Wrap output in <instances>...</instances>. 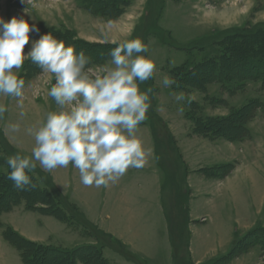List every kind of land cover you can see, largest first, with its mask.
Segmentation results:
<instances>
[{
    "label": "crops",
    "instance_id": "obj_1",
    "mask_svg": "<svg viewBox=\"0 0 264 264\" xmlns=\"http://www.w3.org/2000/svg\"><path fill=\"white\" fill-rule=\"evenodd\" d=\"M167 1L164 0L158 18L159 25L167 9ZM174 1L173 5L180 7V11L188 3L187 10L182 15H190L193 19L200 13L201 4L195 0ZM137 3L145 5L146 2L133 0L126 12ZM57 6L59 12L47 11L43 12L44 15L38 13L42 22L41 31L46 27H64L74 31L77 38L103 44H117L134 39L131 34L113 38L101 31L102 23L109 20L113 24L118 23L122 17L111 20L94 14L81 7L77 0H64ZM10 9L8 5H2L0 15L7 19L22 13L19 9H13L10 13ZM23 11L25 18H29L26 15L32 10ZM126 28L129 30L131 27ZM200 38L203 36L192 41ZM152 39H156V35L147 34L145 43L149 46ZM189 57L186 53L183 61L171 68L165 62L158 64L153 77L154 86L157 88L154 112L173 135L186 165L184 181L189 190L188 255L193 264H205L228 253L236 238L247 233L256 224L264 226V141L257 138V132L253 128L258 125L256 122L263 119L264 113L260 109L247 123L250 131V137L247 138L228 140L196 133L195 121L190 115L191 104L201 107V117L207 118L226 117L232 109L240 108L248 101L240 105L241 96L238 97V94L242 95L243 91L230 94L220 83L215 82L207 85L206 92L200 90L202 98H187L185 93V101H175V95L178 92L184 93V90L175 84L164 88L161 80L165 76L174 79L172 70L183 65ZM108 64L109 61L99 67L100 71ZM51 76L50 73L41 72L25 84L23 109L18 107L16 98L0 95V104L7 108L3 116H0V129L6 141L22 155L30 156L35 143L28 129H35L45 119L48 111L57 110L59 107L47 94L52 85ZM226 94L233 104L222 97ZM206 97L222 99L224 103L212 104ZM177 102L180 104H176ZM21 111L25 112L24 116L20 115ZM12 124H18L19 131L13 132L9 127ZM138 136L145 147L152 150L148 162L142 169H128L117 183L106 188L84 186L78 169L71 164L67 168L45 173L85 220L119 242L134 258L130 260L114 250H104L108 264H176V251L164 205L166 174L158 160L154 130L148 118L139 126ZM256 138L259 145L256 144ZM244 147L247 149L246 153L243 152ZM228 164H234L230 173H217L218 168ZM210 169L214 170V174L207 173ZM0 217L5 226L36 243L70 248L83 238L82 231L73 228L68 222L38 209H28L22 203L2 213ZM0 230L7 241L3 228ZM226 264H264L262 248L254 245Z\"/></svg>",
    "mask_w": 264,
    "mask_h": 264
},
{
    "label": "clouds",
    "instance_id": "obj_2",
    "mask_svg": "<svg viewBox=\"0 0 264 264\" xmlns=\"http://www.w3.org/2000/svg\"><path fill=\"white\" fill-rule=\"evenodd\" d=\"M19 2L26 5L31 0ZM111 28L109 20L101 31ZM149 51L141 38L117 43L109 52L108 66L92 73L85 50L66 46L50 32L42 34L38 22H30L23 10L10 19L0 15V95L16 98L23 109L25 80L18 72L29 60L54 77L47 94L59 106L48 111L35 129H28L35 142L31 155L16 153L8 158L7 179L16 189L35 187L29 173L37 166L52 172L71 164L84 186L106 188L128 169L146 165L152 150L145 147L138 128L147 119L152 91L142 90L140 85L153 79L157 69L154 59L145 55ZM161 83L169 88L176 81L165 76ZM185 99L183 92L174 97L175 101ZM6 111L0 104V116ZM9 127L19 131L18 124Z\"/></svg>",
    "mask_w": 264,
    "mask_h": 264
},
{
    "label": "trees",
    "instance_id": "obj_3",
    "mask_svg": "<svg viewBox=\"0 0 264 264\" xmlns=\"http://www.w3.org/2000/svg\"><path fill=\"white\" fill-rule=\"evenodd\" d=\"M133 0H78V3L84 9L98 15H102L108 19H116L122 14L126 8L132 3ZM161 2H164L161 0ZM163 7V5H162ZM161 7V8H162ZM161 11V9H160ZM258 32V36H255V32ZM253 31V32H250ZM50 32L58 39H63L66 43L71 44L78 51L80 49L85 50L86 54L90 56L91 63L89 67L93 64H104L106 61L110 60L109 52L116 44H103V43H93L82 40L76 37L74 31L68 28H57V27H46L42 29L41 33ZM153 33L165 39L164 34H169L165 31H160L159 29H154ZM239 34L232 35L230 37H225L224 34H217L215 37H208L210 40V47H213L214 50H211L210 53L203 58L200 62H194V55H191L193 49H197L201 52L206 51L207 46H202L197 48V44H201L200 39L193 41L191 44L187 45L184 49L189 53V59L181 66L172 70V75L175 77L176 84L178 87H184L188 82L190 85L199 88L203 92H206L207 85L210 83H220L224 90H227L229 93H235L240 90H243L246 87V83L249 81H261L262 87L264 89V72L260 69L264 68V23H260L255 26L252 30H238ZM136 38V36L134 37ZM146 36L144 38L145 42ZM205 39V38H202ZM201 39V40H202ZM204 47V48H203ZM209 50V49H208ZM262 55V57H261ZM235 63V67H230V63ZM212 69H216L215 73H211ZM195 72V73H194ZM203 74V76H196L195 74ZM41 73V70L31 61L27 60L23 66L22 72L19 75L25 80V84L36 74ZM145 90L147 88L153 87V79L143 83ZM186 86V85H185ZM141 87V85H140ZM151 91V92H152ZM154 92V91H153ZM212 104L224 103V100L218 98L206 97ZM261 102L257 98H252L245 105L240 108L232 109L230 114L226 117H207L203 118L201 116H192L193 111L197 106L193 104L192 112L190 115L195 121V132L210 136V137H224L228 140H240L243 138L250 137V131L247 128V123L256 116V111L262 109L263 106L259 105ZM147 118L150 120L151 125L154 130V136L156 140V150L158 152L157 144V130L155 122L162 123V127L167 129L166 124L155 114L154 112V95L151 96V107L148 110ZM3 134V133H2ZM169 143L174 145V150L177 154V159L172 169V173H168L164 167L166 174V179L164 182V189L167 184H170L173 190H175V198L177 200V208L180 211V218L177 223L174 225L171 224V219L168 218L170 236L172 240L173 247L175 251L179 246L176 244L175 240H182L184 236V231H188L187 237L189 240V230H188V200H189V190L188 186L185 183L187 189V195L184 194L179 185L178 175L176 172L179 169H182L186 173L187 168L181 157V154L178 150L176 141L173 135L168 131ZM6 140V139H5ZM7 142V141H6ZM8 143V142H7ZM9 144V143H8ZM10 145V144H9ZM11 146V145H10ZM12 147V146H11ZM13 148V147H12ZM14 149V148H13ZM15 151L18 152L16 149ZM21 154V153H20ZM22 155V154H21ZM9 158L8 154L0 156V167L7 166V160ZM234 168V164H228L224 167H220L217 170V173L228 174ZM9 169V168H8ZM213 169L208 170L207 173L214 174ZM10 172V169H9ZM8 172V173H9ZM37 173L39 175H45L46 173L40 168H37L29 173L32 177V182L37 189V182L32 176L31 173ZM175 172V173H174ZM5 171L0 168V216L4 212H8L14 208V206L21 204V202H26V208L28 209H38L43 213L51 214L57 218L69 222L64 217L65 212L58 203L54 208V212L49 210L52 206V203H44L46 206H38L44 200H49L48 194L45 190L40 191V193L46 195L48 199L37 198L30 192H19L13 191V182L7 179ZM48 175V174H47ZM50 177V176H49ZM54 185V184H53ZM54 188L56 186L54 185ZM58 190V189H57ZM59 191V190H58ZM60 193V192H59ZM74 206V205H73ZM62 214V216H61ZM167 215V212H166ZM87 221V220H86ZM88 222V221H87ZM89 223V222H88ZM91 224V223H89ZM3 228V235L6 240L13 245L19 252V255L24 264H44L45 259H43L44 254H62L69 255L72 257V264H76L75 258L79 257L78 254H85L84 262L86 264H107L108 260L103 254L99 255V261L92 259V254L97 253V249L91 244L84 247H75L69 248V250L54 248L51 245H44L30 241L18 233H16L11 227L4 226L0 217V228ZM188 240L185 243L183 252L175 253L176 264H193L188 255ZM182 242V241H181ZM119 243V242H118ZM254 245H260L264 254V226L257 224L243 236L237 238L228 253L222 255L218 258H215L205 264H226L231 259L236 256L241 255L242 253L249 250ZM94 251V252H93ZM124 256L128 259H134L133 256L124 249ZM80 259V258H79ZM100 262V263H99ZM57 263V262H56Z\"/></svg>",
    "mask_w": 264,
    "mask_h": 264
},
{
    "label": "rangeland",
    "instance_id": "obj_4",
    "mask_svg": "<svg viewBox=\"0 0 264 264\" xmlns=\"http://www.w3.org/2000/svg\"><path fill=\"white\" fill-rule=\"evenodd\" d=\"M64 1V0H63ZM63 1L61 0H31L30 3L26 5H21L19 0H0V7H3L8 5L9 9L10 6V13L13 11V9H28L32 10L27 17L30 18V22L32 20H35L38 22L39 27L41 28V18L39 14L44 15V13H47V11L53 12L58 11L59 4H62ZM66 2H69L70 0H65ZM164 1V0H163ZM196 3L201 4L200 13H197L196 16L193 17V19L188 17V15L181 13L184 12L185 8L180 11V7L173 5L175 3L174 0H168L167 1V9L164 13V17L161 21V25L158 23V18L160 16V9L162 10V5H164V2H161V0H145V5L136 4L135 6H132V9L129 12H126V10L120 14L119 17H122L120 22L115 23L112 25V28L110 31H105V33L113 38H118L119 36L123 35H132V37L136 36V38H141L144 40L145 36L149 33L156 35L153 33L154 29H159L160 31H165L169 34V36L165 33L164 37L165 39L161 38L160 36L156 35V39H152L149 42V54L155 61L156 65L160 63H164L165 65L169 66L170 68L173 67V65H176L183 61L185 58L186 53L189 55V53L184 49L187 45L191 44L193 39L198 38L200 36H203L202 39L200 38L201 44H197L195 46H198L197 48H201L202 46H207L206 51H199L197 49H193L191 51V55H194V62H200L203 60L204 57H206L211 50H214L213 47H210V40H208V37H215L217 34H224L225 37H230L235 34H239L238 30H252L255 28L256 25L264 23V0H195ZM78 2V0H77ZM131 5V4H130ZM129 5V6H130ZM128 6V7H129ZM164 9V8H163ZM12 10V11H11ZM15 11V10H14ZM144 13H143V12ZM44 12V13H43ZM39 13V14H38ZM118 17V18H119ZM7 19H10L7 17ZM117 19V18H116ZM114 20V19H113ZM143 21V22H142ZM139 22H142L141 25H139ZM102 23V26L103 27ZM139 25V27H138ZM127 26L131 27L129 30L126 28ZM138 27V28H137ZM253 32V31H250ZM259 30L255 32V36H258ZM202 39V40H201ZM198 40V39H197ZM192 41V42H191ZM195 41V40H194ZM162 43V44H160ZM203 47V48H204ZM209 49V50H208ZM27 51V47L25 49ZM146 55V54H145ZM190 56V55H189ZM262 57V55H261ZM109 61V60H108ZM106 61L104 64H107ZM104 64H93L89 67L90 72L95 73L100 71L99 67L103 66ZM230 67H235V63L231 62ZM262 72H264V68L262 67L260 69ZM216 69H212L211 73H215ZM195 73V72H194ZM196 76H203V74H198V72L195 74ZM174 77V75H173ZM175 79V77H174ZM54 83V77H50V85ZM186 85V86H185ZM184 85V87H178V84H175L176 87L181 88L184 90V94L186 93V97L190 98L191 96H197L202 98V92H200V89L197 87H194L190 85L188 82ZM153 87L154 92H150V98L154 95L157 91V88L154 86L153 81ZM141 89L145 90L143 84H141ZM244 93L242 95L239 93L238 97L239 100H241L239 103L244 104L247 101H250L252 98H257L261 102H259V105L263 106L262 110L264 113V89L262 87L261 81H249L246 83V87L243 90ZM228 93V91H227ZM236 93V92H235ZM231 94V93H230ZM227 96V97H226ZM225 97L230 104L231 98L226 94ZM207 100V99H206ZM208 101V100H207ZM176 104H180L177 102ZM195 104V103H194ZM197 108L194 109L192 116H201V107H199L197 104H195ZM192 106L191 104V112H192ZM260 110V109H259ZM256 111L257 112L259 111ZM262 119V118H261ZM162 120V119H161ZM258 125L253 126L254 131L257 132V138L264 141V117L262 120H259L256 122ZM156 130H157V144H158V160L160 164L164 167V169L168 173H172V169L176 164L174 159L176 160L177 154L174 150V145L169 143V137H168V129H165L162 127V123L155 122ZM256 138V144L259 145L260 143L257 141ZM248 144V143H247ZM247 149L244 147L243 152L246 153ZM17 152L15 149H13L5 140L2 131L0 129V156H3L5 154H8L9 157H12ZM3 171L6 173L9 172V167L2 166ZM175 173V172H174ZM34 179L37 182V189L32 188L31 190L23 191V192H30L37 198H46V195L39 192L45 190L46 194L49 196V200H44L41 203L38 204V206H46L44 203H52V206L48 208L49 210L54 212V208L58 203L60 206H62L65 215L61 216L71 220L68 222L69 225H71L73 228L80 229L82 231V240L75 246L70 247V249L75 247H84L89 246L91 244H95L94 246L97 249V253L92 254V259H96L99 261V255H104V250L108 252L116 251L118 253H121L124 255V248L123 246L118 243L116 240H114L112 237H110L108 234L103 232L102 230L98 229L92 224H89L82 214L79 212V210L71 204L66 197L59 193L57 189L54 188V185L49 177V175H39L35 172L31 173ZM176 174L178 175V181L180 185L181 191L187 195V189L185 186L184 181V171L182 169H179ZM13 191H16L17 193L21 192L20 190L16 189L13 186ZM175 190L172 189L170 184H167L164 189V205L166 208L167 216L169 219H171V224L174 225V223H177L180 218V211L179 208H177V200L175 198ZM22 204L26 205V202H21ZM257 225V224H256ZM5 226V225H4ZM4 228V227H2ZM188 231H184V236L182 237V242L175 240L176 244L179 246L176 248V252L180 253L183 252L185 243L188 240ZM244 234H241L239 237L243 236ZM238 237V238H239ZM237 239V238H236ZM0 243L2 244L0 246V264H23L18 251L10 245L7 241L4 240L2 236V231L0 230ZM51 247L54 248H61L65 250H69V248H65L62 246H56L51 245ZM94 252V251H93ZM79 257L75 258L76 264H86L84 262L85 254H78ZM44 261V264H72V257L69 255H62V254H44L42 255ZM105 256V255H104ZM80 258V259H79ZM57 262V263H56ZM100 263V262H99ZM108 264V262H107Z\"/></svg>",
    "mask_w": 264,
    "mask_h": 264
}]
</instances>
